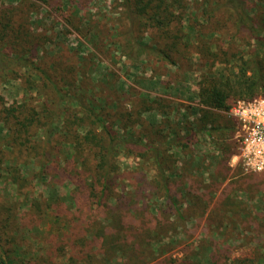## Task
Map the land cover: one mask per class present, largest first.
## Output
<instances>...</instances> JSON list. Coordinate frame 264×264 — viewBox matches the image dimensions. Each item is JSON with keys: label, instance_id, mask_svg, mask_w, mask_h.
I'll list each match as a JSON object with an SVG mask.
<instances>
[{"label": "rangeland", "instance_id": "1", "mask_svg": "<svg viewBox=\"0 0 264 264\" xmlns=\"http://www.w3.org/2000/svg\"><path fill=\"white\" fill-rule=\"evenodd\" d=\"M203 3V0H184L183 7L179 8L183 18L177 20L178 25L168 33H161L156 26L150 27L143 21L139 27L140 36H124L122 40L121 34L129 29L130 8L136 10V5L141 8L137 0L133 5L127 4L126 0H0V20L2 24L8 23V39L13 42L14 37L26 38L28 34L31 42L35 43L28 51L14 48L7 52L10 66L0 67V118L6 120L5 116L12 108L22 110L24 117L36 114L44 106L52 111L63 108L57 113L58 119L53 117L57 119L56 129L48 135L51 139L45 137L48 142L54 140L65 119L70 120L69 127L77 124L78 132L82 134L99 130V124L88 116L89 113L79 111L77 100L81 98L86 104L90 103L97 117L121 139L148 136L142 123L150 130L151 123H166L171 133V164L178 174L170 179L171 189L174 186V193H181L177 199L181 207L189 203L192 206L185 215L186 219L170 217L165 227L145 223L149 229L143 232L151 235L153 256L138 261L140 264H153L154 260L168 256L176 260L193 255L211 257L214 264H226L239 257L262 256L264 173L245 172L236 165L234 155L227 161L231 167L227 170L223 165L227 149L213 143L206 134L209 124L201 122L195 110L189 108L198 102L204 75L224 80L237 70L225 55L218 54L212 60L196 51L193 30L200 33L207 24L201 16ZM58 5L60 9L56 8ZM155 9V6L150 7L149 12L153 13ZM139 42L148 45L137 53L138 61L134 63L131 50L135 52ZM155 46L164 50L172 63L161 59L155 61V54L149 49ZM212 46L215 52L216 47ZM239 47L240 51L247 49L241 43ZM15 58L26 59L29 66L31 63L38 66L45 81L28 65L20 67L23 63H13ZM50 77L59 80L56 85L60 93L49 83ZM219 114L218 124L231 126L226 131L229 139L225 144L229 143L236 155L234 121L226 112ZM1 126L0 139L5 144L2 150L5 159L11 161L4 159L0 162V202L9 208L8 215L15 222L8 231L19 229L16 243L19 258L25 264H87V253L92 254L91 247L87 246L85 251L83 247L75 246L77 249L74 251L70 236L72 239L76 237L73 241L82 238L90 244L88 224L95 234L98 226L107 222L105 217L99 218L104 214L89 212L84 215V207L82 212H78V205L73 202L72 184L45 171L43 173L45 166L41 168V165L45 162L43 149H40L42 141H45L43 129H33L37 134L32 135L28 144L33 158L22 163L17 153H10L6 132ZM70 148L63 145L62 152L66 154ZM118 162L121 177L136 171L141 179L140 173H147L151 168L150 164L129 157L124 147L118 152ZM12 166L22 170L25 178L22 189L13 183L12 175L7 172L14 168ZM182 172L185 180L181 178ZM127 183L121 179L116 194H121ZM157 192L147 194L153 203L158 202L166 208V203L156 197ZM223 193L228 194L227 200ZM220 199L222 204L224 200L236 201L240 206L237 209L229 204L225 209L218 203ZM35 203L37 213L42 211L45 203L51 206L43 219L25 215ZM137 206L140 209L137 216L140 214L145 218V210ZM81 214L82 217L79 216ZM144 226L136 224L138 229ZM106 227L110 233L116 232ZM96 252L98 250L93 249L94 255ZM106 253H98V259L103 263L107 264L108 259L109 264L123 262L119 252L112 250Z\"/></svg>", "mask_w": 264, "mask_h": 264}, {"label": "trees", "instance_id": "2", "mask_svg": "<svg viewBox=\"0 0 264 264\" xmlns=\"http://www.w3.org/2000/svg\"><path fill=\"white\" fill-rule=\"evenodd\" d=\"M135 1L126 0L127 4L131 3L132 5ZM183 1L137 0V4L141 8L138 5H136V10L130 8L131 21L129 29L121 34V39L123 40L124 36L129 38L140 36L139 32L143 21L150 27L156 26L161 33L163 31L170 32L171 28L178 25L177 20L180 21L183 18L182 12L179 11V8L183 7ZM203 2L201 16H204L202 19L208 26L205 25L200 33L193 30V37H196L194 39L197 45L196 51L200 56L210 57L212 60L216 59L218 54L225 55L224 57L228 61L236 65L237 70L230 76H226L224 80L204 75L202 77L204 84L200 87L197 95L198 102L197 104H191L189 108L195 110L201 122L209 124V130L206 131V134L213 143L220 145L224 150L227 149L223 165L229 170L231 167L227 165V161L229 157L235 155L231 151L229 143L225 144L229 139L226 137V131L231 126L228 123L218 124L217 117L220 116L219 113H228L233 103L238 99L251 100L264 95V0H203ZM154 6L156 9L153 13L149 12V8H154ZM127 7L129 9L130 5ZM56 8L60 9V6L58 5ZM7 26L8 23L2 24L0 20V67L5 68L10 66L9 61H11L7 54L8 51L14 48L28 51L29 48L31 49L35 45L31 42V36H28V34L25 35L26 38L18 39L16 36L12 42L8 39L6 33L8 31ZM239 43L247 49L240 51ZM147 45L139 42L137 50L135 52L131 50L134 63L138 61L137 53ZM212 45L216 47L215 52L212 50ZM149 49L150 52L155 54V61L161 59L164 62L172 63L170 56L158 46ZM12 62L23 63L20 67L28 65L27 60L23 58L12 59ZM28 67L45 81L43 72L40 71L38 66L31 63ZM49 81L54 90L60 93L56 85L59 80L50 77ZM78 101L79 111L89 113L88 116L99 124L98 131L92 130L82 134L78 132L77 124L69 127L70 120L65 119L61 128L59 127L54 135V140L48 142L46 138H50L48 135L56 129L54 126L60 117L57 116V113L63 111V108H58L59 111H52L44 106L36 114H30L29 117H24L22 110L12 108L8 110L9 114L5 116L6 120L0 118L1 129L6 132V145L9 147L10 153H17V157L24 163L25 159L33 158L30 156L28 148L32 135L37 134L33 132V129H36V131L43 129L44 138L46 137L40 147V149H43L45 162L43 166L41 165V168L45 166L42 169L43 173L45 171L49 175L60 177L72 184L75 196L73 202L78 205V212H82L84 207V215L89 212H99L104 214V216L100 215L99 218L105 217L107 221L105 224L98 226L95 234H92V227L88 224L90 227L88 231L91 236L90 244L85 243L82 238L73 241L76 237L73 236L72 239V236H70L73 250L76 251L75 246L83 247L84 250L87 246H90L92 254L87 253V264H105L102 259H98V253L104 254L112 250L119 252L123 259V262H113V264H140L138 261L153 256L150 244L151 235H144L143 232L149 229V226H144L145 223L165 227L164 225L169 222L170 217L176 220L186 219L185 215L188 214L192 206L189 203L181 207L182 205L177 200L181 197V193H174V186L171 189L172 182H170V179L172 175H178L175 173L176 170L174 172L172 168L171 162L173 160L169 155L171 133L164 121L151 123V130L147 129L145 124L142 123V128L149 133L148 136L121 139L101 118L97 117L94 108L89 106L90 103L86 104L82 98L78 99L77 103ZM53 117L57 119L55 120ZM79 126H82V124ZM4 145L0 139V162L5 159V152L2 150ZM63 145L71 147L66 154L62 152ZM121 147H124L126 154L135 161L140 160L150 164L151 168L148 167L147 173H140L142 174L141 179L138 176L139 172L136 173V171L127 177L120 176L121 167L118 162V152ZM235 148H238L236 140ZM5 161H11V159H5ZM139 165L140 163H137V166ZM12 167L14 168L7 170V172L12 175L13 183L19 189H22L25 180L22 170L16 166ZM150 173H153L152 176H148ZM183 173L181 178L185 180ZM194 178L196 177L194 176ZM121 179L122 182L127 181L128 183L121 194H116ZM140 184H142L141 187ZM156 190L158 191L156 197L166 203V208L162 207L161 204L159 205L158 202L153 203L150 194H147ZM171 194L173 195L171 196ZM210 195L207 192V196L210 197ZM223 195L227 200L228 194L223 193ZM225 200L223 204L222 199L218 202L225 209H228L229 204L237 209L240 206V203L236 201L231 203ZM115 201L116 204L112 205ZM137 205L145 210V218H142L140 214L137 216V212L140 210ZM3 206L4 204L0 202V264H25L18 256L19 247L16 245L19 229L16 227L10 232L8 231L9 227L15 226V222L8 215L9 208ZM50 207L49 204L45 203L42 211L37 213L35 203L25 215L32 219H43V215ZM171 209L174 211L171 212ZM79 216L82 217V214ZM136 224L144 227L138 229ZM106 226L115 229L116 232L112 231L110 233ZM84 232L87 234L86 226H84ZM93 249L98 250L95 255ZM260 253L262 256L259 258L239 257L226 264H264V245L261 247ZM213 261L211 257L201 258L193 255L182 260H176L172 256H168L160 260H154L151 263L214 264ZM106 262L109 264V259Z\"/></svg>", "mask_w": 264, "mask_h": 264}, {"label": "built area", "instance_id": "3", "mask_svg": "<svg viewBox=\"0 0 264 264\" xmlns=\"http://www.w3.org/2000/svg\"><path fill=\"white\" fill-rule=\"evenodd\" d=\"M228 115L235 123L236 165L245 172L264 173V95L236 100Z\"/></svg>", "mask_w": 264, "mask_h": 264}]
</instances>
